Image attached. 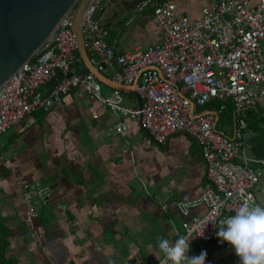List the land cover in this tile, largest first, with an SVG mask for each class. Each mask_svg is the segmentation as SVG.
<instances>
[{"label": "crops", "instance_id": "1", "mask_svg": "<svg viewBox=\"0 0 264 264\" xmlns=\"http://www.w3.org/2000/svg\"><path fill=\"white\" fill-rule=\"evenodd\" d=\"M134 1L119 0L117 9L106 4L99 14L106 40L118 53L145 49L142 41L152 31L154 45L159 42L149 10L129 23ZM75 69L90 73L86 66ZM101 73L113 81L112 71ZM100 83L104 96L119 90ZM125 87L119 90L123 106L138 108L136 90ZM213 103L201 110L215 109ZM227 106L218 129L232 136L234 112ZM120 119L72 91L50 113H33L0 135V264H151L163 255L159 236L174 241L184 222L205 215L204 205H194L207 186L197 142L177 135L158 145L131 120L117 134L113 128ZM247 122V156L260 171L254 196L264 206V98L247 111ZM22 182L39 183L50 193L35 218L28 215ZM185 204L190 206L184 209ZM189 240L187 254L197 255L195 238ZM209 257L217 264H239L218 237Z\"/></svg>", "mask_w": 264, "mask_h": 264}, {"label": "built area", "instance_id": "2", "mask_svg": "<svg viewBox=\"0 0 264 264\" xmlns=\"http://www.w3.org/2000/svg\"><path fill=\"white\" fill-rule=\"evenodd\" d=\"M118 1L91 0L82 20L84 43L92 65L100 72L112 71L116 84L134 86L141 105L123 106L119 90L104 96L94 74L76 71L83 61L77 55L73 9L36 55L0 87V135L33 113H50L66 95L77 91L97 101L101 111L122 117L113 128L117 134H124L131 120L158 145L177 135L193 138L205 163L207 182L194 205H204L206 213L184 222L177 238L194 237L197 255L206 250L205 264H217L209 253L219 222L234 215L244 202L257 205L254 190L260 171L247 156L244 133L247 111L264 98V0H198L205 6L197 21H190L175 0L140 1L129 23L152 7L159 42L123 54L107 42L105 24L99 19L106 4ZM52 82L55 87L48 91ZM214 100L232 101V136L218 129L225 105L201 110ZM21 188L28 215L37 217V207L45 204L49 191L39 183L22 182ZM161 260L164 254L151 264Z\"/></svg>", "mask_w": 264, "mask_h": 264}, {"label": "water", "instance_id": "3", "mask_svg": "<svg viewBox=\"0 0 264 264\" xmlns=\"http://www.w3.org/2000/svg\"><path fill=\"white\" fill-rule=\"evenodd\" d=\"M143 0L132 2V9ZM91 0H0V87L9 81L50 39L74 9L73 31L87 70L103 84L126 87L106 78L91 63L85 47L82 20ZM114 9L119 8L113 5ZM130 11L121 13L125 17ZM134 90V86H132ZM141 105V102H140Z\"/></svg>", "mask_w": 264, "mask_h": 264}, {"label": "clouds", "instance_id": "4", "mask_svg": "<svg viewBox=\"0 0 264 264\" xmlns=\"http://www.w3.org/2000/svg\"><path fill=\"white\" fill-rule=\"evenodd\" d=\"M216 228L217 237L232 247L239 264H264V206L244 202L234 215L222 219ZM190 240L185 236L171 242L162 238L158 247L170 264H205L206 250L194 256L187 254ZM165 260L160 264H165Z\"/></svg>", "mask_w": 264, "mask_h": 264}, {"label": "rangeland", "instance_id": "5", "mask_svg": "<svg viewBox=\"0 0 264 264\" xmlns=\"http://www.w3.org/2000/svg\"><path fill=\"white\" fill-rule=\"evenodd\" d=\"M181 9L185 12L190 21H197L202 18V9L205 6V2L198 0H187L185 5H180ZM154 30V27H153ZM157 42L155 35H153V31L151 33V37L147 40L142 41V47L146 48L149 45H154ZM262 47L264 49V42L262 43ZM106 93V89H104ZM246 132V131H245Z\"/></svg>", "mask_w": 264, "mask_h": 264}, {"label": "trees", "instance_id": "6", "mask_svg": "<svg viewBox=\"0 0 264 264\" xmlns=\"http://www.w3.org/2000/svg\"><path fill=\"white\" fill-rule=\"evenodd\" d=\"M163 1H165V0H158L157 2L158 3H161V2H163ZM149 13H150V15H153V8L152 7H150L149 9ZM77 55H79V53L77 52ZM78 65H80L83 69H84V63L83 62H81L80 64H78ZM55 87V82H52V83H50L49 85H48V87H47V90L48 91H51L53 88ZM212 102H214L213 104L215 105V109H219L222 105H225L226 107H228L227 105H230L229 107H230V111L231 110H233V112H234V105H233V103H232V101H222V100H214V101H212ZM211 102V103H212ZM210 104V103H209ZM225 107V108H226ZM233 108V109H232ZM225 112V111H224ZM224 114V113H223ZM233 113H231L230 115H232ZM232 117H233V115H232Z\"/></svg>", "mask_w": 264, "mask_h": 264}]
</instances>
